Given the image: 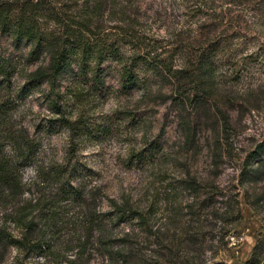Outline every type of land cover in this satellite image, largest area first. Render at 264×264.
<instances>
[{
  "label": "rangeland",
  "instance_id": "obj_1",
  "mask_svg": "<svg viewBox=\"0 0 264 264\" xmlns=\"http://www.w3.org/2000/svg\"><path fill=\"white\" fill-rule=\"evenodd\" d=\"M46 1L67 16L82 2ZM234 2L220 21L200 0H105L131 89L119 67L100 89L85 76L95 92L76 67L54 80L52 50L0 30V159L16 179L0 188V264H264V0Z\"/></svg>",
  "mask_w": 264,
  "mask_h": 264
},
{
  "label": "trees",
  "instance_id": "obj_2",
  "mask_svg": "<svg viewBox=\"0 0 264 264\" xmlns=\"http://www.w3.org/2000/svg\"><path fill=\"white\" fill-rule=\"evenodd\" d=\"M235 0H223L221 5L214 6V2L200 0L207 11L214 12L215 19L223 21L230 20L228 5H239ZM249 2L250 0H244ZM105 0H82L81 6L75 15L67 16L65 12L55 8L52 3L46 0H23L19 4L0 1V30L2 33L12 34L17 39H23L31 45V54L39 56L44 50H52L50 61V77L56 79L61 74L70 71L72 67L77 68L74 75L76 84L88 87L87 83H82L86 75L90 74L95 87L102 88L104 79V69L111 67H119L121 71L120 82L124 89H131L136 84L137 75L133 72L134 62L126 64L123 62L120 54L119 46L115 40L109 39L107 33H103L100 29L99 13L103 10ZM241 3V2H240ZM226 6V7H224ZM101 21V20H100ZM53 26L54 28H51ZM50 27V28H49ZM51 29V30H49ZM218 50L214 49V53ZM210 56L202 54L199 57L200 66H209L212 63ZM134 60H141L135 57ZM44 77V74L37 73L33 80ZM51 78L49 80H51ZM53 80V81H54ZM53 83V82H52ZM95 92V90H92ZM51 109H56V104H51ZM73 127L66 124L70 130H86L81 122H76ZM82 128V129H81ZM85 135L83 132H81ZM12 141H16L13 138ZM37 146L33 140L26 137L18 143L19 159L29 161L37 151ZM264 153V141L257 146L253 154ZM12 164L0 159V188L13 189L16 183L12 171ZM70 168L66 169V172ZM78 172V168L72 167L69 174ZM15 182V183H14ZM64 184L62 189L64 190ZM66 191V190H64ZM63 191V192H64ZM77 193V192H75ZM121 211V210H120ZM117 211L118 220L125 219V211ZM133 212L130 213L129 219L132 218ZM22 216L19 222L25 223ZM26 225V224H25ZM26 226L28 231H32L36 224L30 221ZM9 235V234H7ZM9 239L15 248L26 251L40 250V244L31 243L30 238L23 236L21 238H12L11 236H3Z\"/></svg>",
  "mask_w": 264,
  "mask_h": 264
}]
</instances>
